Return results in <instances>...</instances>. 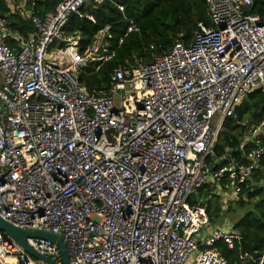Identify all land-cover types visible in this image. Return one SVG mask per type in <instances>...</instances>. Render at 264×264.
<instances>
[{"label": "built area", "instance_id": "obj_1", "mask_svg": "<svg viewBox=\"0 0 264 264\" xmlns=\"http://www.w3.org/2000/svg\"><path fill=\"white\" fill-rule=\"evenodd\" d=\"M103 1L59 0L39 18L5 0L33 32L24 40L0 18V219L60 238L69 264H227L214 245L240 252V238L226 217L210 222L206 201L226 211L262 168L264 121L238 159L214 148L246 96L264 95V18L251 0H206L209 26L189 44L119 66L108 90L90 92L79 75L112 58L109 28L83 52L63 28ZM25 243L61 264L53 243ZM0 264L45 263L0 232Z\"/></svg>", "mask_w": 264, "mask_h": 264}, {"label": "trees", "instance_id": "obj_2", "mask_svg": "<svg viewBox=\"0 0 264 264\" xmlns=\"http://www.w3.org/2000/svg\"><path fill=\"white\" fill-rule=\"evenodd\" d=\"M251 1L249 14L264 18V0ZM58 2L59 0H12L15 7L24 3V8L31 9L39 18L52 13ZM119 7L122 11H119ZM86 17H91L95 23H90ZM0 18L6 22L10 32L17 33L24 39L33 32L29 22L24 21L17 12H10L5 0H0ZM129 21L132 22L133 31L127 33ZM199 24L209 26L206 0H106L98 5L85 3L77 15L73 14L68 18L63 34L66 37L79 36V48L83 52L100 29L109 28L112 58L101 65H88L79 75V82L88 91H106L112 84L110 74L114 69L125 64H133L135 60L149 62L154 53H165L176 42L189 44ZM64 46L62 43L56 44L52 49H61ZM263 121L264 95L260 92L247 95L236 108L235 119L224 121L222 133L214 148L215 157L228 152L232 158L238 159L243 135L248 129ZM261 166V170L254 173L247 187L242 189L239 200L229 204L226 211H221V203L217 197L210 196L206 201V213L211 223L229 215H236L233 222L234 232L240 240L254 246L255 252L262 257L264 160ZM208 196L209 190L201 189L197 192L196 199L202 200ZM214 248L227 264H259L258 259L241 258L237 248L229 250L222 242L215 243Z\"/></svg>", "mask_w": 264, "mask_h": 264}, {"label": "water", "instance_id": "obj_3", "mask_svg": "<svg viewBox=\"0 0 264 264\" xmlns=\"http://www.w3.org/2000/svg\"><path fill=\"white\" fill-rule=\"evenodd\" d=\"M0 232L3 233L6 237H9L16 244H18L29 256L35 260H40L45 264H55L50 261L48 258L38 255L33 252L25 243L26 238L32 239H41L53 243L59 250L61 264H69L68 256L66 253V248L62 240L54 235L44 232H24L19 229H16L0 219ZM240 245V256L241 258H250L252 260L259 259L261 254L255 252L254 246H249L243 240L239 241Z\"/></svg>", "mask_w": 264, "mask_h": 264}, {"label": "rangeland", "instance_id": "obj_4", "mask_svg": "<svg viewBox=\"0 0 264 264\" xmlns=\"http://www.w3.org/2000/svg\"><path fill=\"white\" fill-rule=\"evenodd\" d=\"M222 130H223V129H221L220 134L222 133ZM220 134H219V135H220ZM230 203H232V202H230ZM226 219H227L231 224H233V222H235V220H236V215H234V216H233V215H229V216L226 217Z\"/></svg>", "mask_w": 264, "mask_h": 264}, {"label": "crops", "instance_id": "obj_5", "mask_svg": "<svg viewBox=\"0 0 264 264\" xmlns=\"http://www.w3.org/2000/svg\"><path fill=\"white\" fill-rule=\"evenodd\" d=\"M23 5H24V3H22ZM21 5V4H20ZM19 5V6H20ZM22 6V5H21ZM17 8V7H16ZM24 20V19H23ZM24 21H26V20H24ZM28 22V21H27ZM33 29V28H32ZM13 33V32H12ZM14 34H16V35H18L17 33H14ZM20 36V35H19ZM21 37V36H20ZM22 39H24L23 37H21ZM25 40V39H24ZM10 43V42H9Z\"/></svg>", "mask_w": 264, "mask_h": 264}]
</instances>
